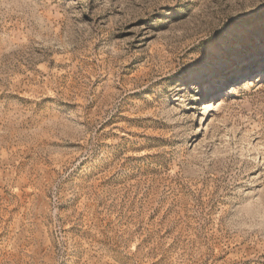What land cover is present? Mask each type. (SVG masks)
<instances>
[{
  "label": "rangeland",
  "instance_id": "374dc122",
  "mask_svg": "<svg viewBox=\"0 0 264 264\" xmlns=\"http://www.w3.org/2000/svg\"><path fill=\"white\" fill-rule=\"evenodd\" d=\"M0 264H264V0H0Z\"/></svg>",
  "mask_w": 264,
  "mask_h": 264
},
{
  "label": "bare ground",
  "instance_id": "6f19581e",
  "mask_svg": "<svg viewBox=\"0 0 264 264\" xmlns=\"http://www.w3.org/2000/svg\"><path fill=\"white\" fill-rule=\"evenodd\" d=\"M257 52H259V51H257Z\"/></svg>",
  "mask_w": 264,
  "mask_h": 264
}]
</instances>
